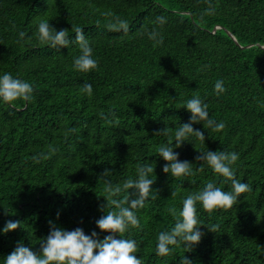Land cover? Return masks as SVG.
I'll use <instances>...</instances> for the list:
<instances>
[{"label": "trees", "instance_id": "16d2710c", "mask_svg": "<svg viewBox=\"0 0 264 264\" xmlns=\"http://www.w3.org/2000/svg\"><path fill=\"white\" fill-rule=\"evenodd\" d=\"M158 16L167 18L162 28ZM117 17L128 21V32L112 29ZM44 20L67 29L69 48L40 41L38 25ZM77 27L99 62L88 73L73 67L80 54ZM153 28L162 32V45L148 38ZM261 46L264 0H0V75L9 72L35 89L31 103L0 102V229L9 220L22 222L0 234V264L18 242L38 251L49 221L107 236L96 226L114 210H102L107 204L103 173L110 169L112 184L122 186L137 178L144 163L155 167V198L137 212L140 227L123 234L139 243L143 264H181L184 256L193 264H264ZM217 80L227 89L220 95L214 90ZM85 83L93 84L91 97L81 91ZM194 96L226 127L216 132L204 129V122L194 124L205 142L191 138L175 150L181 161L193 162L194 175L174 178L163 172L167 162L158 149L189 121L184 106ZM165 127L168 136L156 133ZM208 149L238 152L236 178L252 191L230 209L209 212L198 204L201 242L192 252L178 245L158 256L157 237L175 225L184 198L208 182L232 190L231 181L207 164L198 170L203 162L195 158Z\"/></svg>", "mask_w": 264, "mask_h": 264}, {"label": "clouds", "instance_id": "9594fccd", "mask_svg": "<svg viewBox=\"0 0 264 264\" xmlns=\"http://www.w3.org/2000/svg\"><path fill=\"white\" fill-rule=\"evenodd\" d=\"M157 23L162 28L167 23L165 16H158ZM129 23L125 19L116 18L112 25L115 31L128 32ZM40 41L52 48L70 47L72 40L69 38L67 29L57 30L50 24V21H41L38 25ZM75 42L79 45L80 54L74 57L73 67L76 71L88 73L96 70L99 66L98 60L94 56V49L86 37L83 28H75ZM148 38L156 45L164 43V36L159 28H153L147 33ZM20 40L25 37V32L18 33ZM217 95L227 91L224 81L217 80L214 85ZM81 91L88 97L94 93L93 84L85 83ZM34 86L27 80L19 76H13L9 72L0 75V102L14 105L16 101L25 104L31 103L34 99ZM191 113L188 122L180 124L174 133V140L168 142L158 149V156L167 163L163 166V172L171 174L174 178L194 175L193 162L181 161L180 153L175 151L183 146L184 142H189L195 138L205 142V133L199 129H194V124L202 123L204 129H212L222 132L226 124L210 117L209 106L199 96L189 99L184 106ZM156 133L165 136L169 135V128L165 127ZM196 161L203 162L198 169L203 171L204 164L211 167L213 171L231 181L232 190L225 191L218 187L215 182H208L204 188L196 193L188 195L183 199V207L178 213L175 225L170 230L161 231L157 237L156 255L167 256L173 248L183 245L186 252H192L205 235L201 231L204 225L198 214L199 204L206 211L212 212L216 209H230L237 205L241 195L251 192V185L241 182L236 178L235 165L240 159L238 152H227L223 150H207L200 152L196 156ZM111 170L106 169L103 173L107 182L105 189L107 204L102 207L114 210L108 211L96 221V226L101 232L109 233L104 238H100L99 233L93 230L90 234H85L83 228L77 227L74 230H67L56 227L51 221L48 235L40 241V248L34 251L26 246L22 241L18 242L16 248L8 254L3 264H143L140 252V245L135 239L123 238V234L130 228L140 227V217L137 212L143 209L146 201L153 196L152 185L156 179L151 178L155 173V167L144 163L137 168V178L128 179L122 186L113 185L109 177ZM131 190V191H130ZM121 193H125L121 197ZM173 216H177L175 209L169 210ZM22 227L21 221L9 220L0 234H7L9 231ZM209 231L215 232V226H207ZM181 264H193L192 260L183 257Z\"/></svg>", "mask_w": 264, "mask_h": 264}, {"label": "water", "instance_id": "95a60500", "mask_svg": "<svg viewBox=\"0 0 264 264\" xmlns=\"http://www.w3.org/2000/svg\"><path fill=\"white\" fill-rule=\"evenodd\" d=\"M229 33V32H228ZM230 34V36L234 39V40H236L235 39V37L231 34V33H229ZM249 46V45H248ZM261 47H264V46H261Z\"/></svg>", "mask_w": 264, "mask_h": 264}]
</instances>
